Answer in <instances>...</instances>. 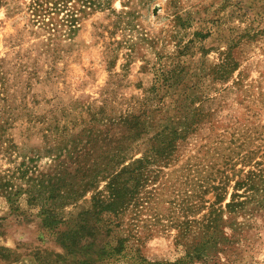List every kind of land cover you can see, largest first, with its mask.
Instances as JSON below:
<instances>
[{"label": "rangeland", "instance_id": "374dc122", "mask_svg": "<svg viewBox=\"0 0 264 264\" xmlns=\"http://www.w3.org/2000/svg\"><path fill=\"white\" fill-rule=\"evenodd\" d=\"M30 3L0 0V60L15 108L5 134L14 148L0 150V172L28 160L43 171L61 165L77 184L96 178L104 194L103 177L142 158L165 120L187 117L171 163L138 170L149 180L135 201L117 218L103 216L111 229L102 240L125 239L124 257L89 264L174 262L194 245L201 258L191 264H264V0H113V12L82 18L55 53L44 50ZM160 73L172 85L153 98L146 134L130 138L117 118L152 96ZM93 126L97 142L84 134ZM119 145L123 165L100 166L97 155ZM250 174L254 191L235 186ZM91 206L89 192L59 218L71 222ZM37 210L24 197L11 206L0 196V264H79Z\"/></svg>", "mask_w": 264, "mask_h": 264}, {"label": "trees", "instance_id": "16d2710c", "mask_svg": "<svg viewBox=\"0 0 264 264\" xmlns=\"http://www.w3.org/2000/svg\"><path fill=\"white\" fill-rule=\"evenodd\" d=\"M112 1L31 0L28 10L32 16V21L38 23L39 27L47 34L45 40L41 42L44 50L55 53L58 51L57 47L62 38L68 40L76 35L80 28L79 21L82 18L93 12L105 10L113 12L111 9ZM63 12L64 15L59 18V14ZM3 64L4 61L0 60V150L10 156L14 145L5 138V134L15 119L10 117V111L15 108L12 106L11 99L7 98V91L10 86L7 77L9 73L3 68ZM223 68V65L219 66L222 74L224 73ZM171 78L166 74H157L150 89L152 96L137 102V105H133L128 112L118 116L117 120L125 128H128L130 138H137L146 134L149 127L147 126L148 108L163 85H172L169 82L172 81ZM104 101L106 102L107 99ZM19 110L24 115L28 111L24 103L20 104ZM176 111L180 113V108L177 107ZM99 113L102 114L103 110H100ZM96 115L97 113L92 114V118H95ZM165 121V125L153 134L150 148L142 158L132 160L111 176L103 177L106 180L104 194L93 188V184L97 183L96 178L87 180V182L80 180L77 184L75 176L67 174L65 169L60 170L61 165L43 171L38 170L37 166L32 164V160H28L27 163L23 161L12 169L8 168L0 172V196L4 197L11 206L16 204L21 197H24L28 204L37 206L36 216L41 219L42 227L55 231L57 243L65 251L66 256L76 258L79 260V264H89L93 261L96 263L107 262L121 255L124 257L125 239L117 238L114 245L109 240H102L110 235L109 230L111 229L110 224H103V216L112 215L117 218L118 214L127 210L135 201L139 195L140 183L142 182L143 187V184L149 180V176H143L138 170H145L151 166L165 167L171 163L175 144L190 130L191 123L187 117L183 121H175L171 118ZM46 131H49V128ZM98 132L95 126L88 130L84 129L86 138L90 139L91 142H97ZM104 141H106L104 146L110 144L109 140L104 139ZM117 150L116 153L112 154L105 152L98 154L97 160L100 166L111 168L123 165L124 150L121 145L117 147ZM93 167L96 168L97 166ZM260 171L261 174L264 172ZM235 186H245L246 190L254 191L255 183L252 174L247 177L246 182L236 183ZM214 189L222 190L221 187ZM89 192H92L91 209L80 213L71 222L59 218V210L77 202ZM230 205H232L231 202L226 207ZM61 225L66 228L62 232L57 230L58 226ZM201 246L194 245L183 258L174 262H148L137 256L129 264H191L193 260L201 258L199 256Z\"/></svg>", "mask_w": 264, "mask_h": 264}]
</instances>
